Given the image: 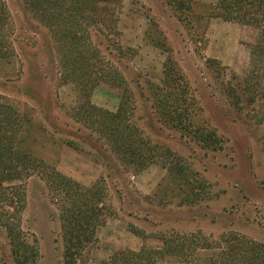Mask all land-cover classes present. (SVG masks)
Here are the masks:
<instances>
[{
    "label": "rangeland",
    "instance_id": "374dc122",
    "mask_svg": "<svg viewBox=\"0 0 264 264\" xmlns=\"http://www.w3.org/2000/svg\"><path fill=\"white\" fill-rule=\"evenodd\" d=\"M0 3L10 16L14 50L12 56L0 58V96L29 121L22 135L25 147L84 186L100 177L106 186L111 215L97 229V242L87 250L85 264H112L131 236L153 243L194 235L209 248L198 250L192 264H218L230 244L238 261H233L236 252H230L229 264H251L239 258L245 243L260 245L264 252V71L255 92L242 87L252 68L256 29L213 17L215 4L200 0H194L193 16L182 22L163 0H121L116 35L93 33L131 92L133 123L162 153L134 174L120 167L95 133L72 118L78 92L73 84L61 82L49 31L23 0ZM168 58L193 99L192 122L215 135L218 150L202 146L199 133L182 134L164 123L154 108L153 88L163 86ZM120 95L118 88L100 84L91 103L115 112ZM174 158L181 160L194 183L198 201L189 203L194 197L187 200L188 189L176 186L170 176L167 162ZM18 184L26 195L21 229L29 241H36L38 264H62L59 223L48 213L55 206L43 183L34 176ZM202 184V190L196 186ZM166 259L173 264V258ZM0 264H15L1 228Z\"/></svg>",
    "mask_w": 264,
    "mask_h": 264
},
{
    "label": "trees",
    "instance_id": "16d2710c",
    "mask_svg": "<svg viewBox=\"0 0 264 264\" xmlns=\"http://www.w3.org/2000/svg\"><path fill=\"white\" fill-rule=\"evenodd\" d=\"M26 10L50 33L58 59L61 82L71 83L78 92V103L72 118L95 133L100 141L127 172L139 174L158 156L132 121L131 92L118 68L105 59L93 33L116 35L121 0H23ZM194 0H163V4L182 22L193 16ZM224 22H235L257 30V41L250 47L252 68L242 80L243 91L255 92L264 71V0H217L211 12ZM12 23L3 3H0V58L14 54L10 41ZM157 47V46H156ZM169 52L167 47H162ZM116 50L119 46L116 45ZM163 86L153 88V106L164 123L182 134L192 132L202 146L218 150L212 132L204 131L192 122L195 116L193 99L187 96L183 76L175 71L171 59L164 63ZM176 83H181L178 86ZM100 84L118 88L120 101L115 112L91 103V95ZM29 121L12 104L0 96V228L4 231L15 264H38L36 241H29L21 229V213L26 203L23 184L36 176L44 185L49 202V215L58 221L62 241V264H85L87 250L97 242V229L110 216L107 190L102 177L84 186L60 173L43 159L33 155L24 145L23 134ZM168 158V156H165ZM168 171L176 186L186 188L189 203L199 200L194 183L186 176L178 158L169 159ZM202 190L204 185H196ZM193 187V188H192ZM185 190V189H184ZM196 236L163 239L161 250L142 248L138 252L116 253L112 264H156L166 257L175 264H192L193 256L207 245L198 243ZM234 248V249H233ZM263 247L245 243L239 258L251 264H264ZM230 244L218 264H229ZM230 255V254H229ZM237 263L238 252L234 254ZM226 259V261H225ZM214 262V261H213ZM215 263V262H214Z\"/></svg>",
    "mask_w": 264,
    "mask_h": 264
},
{
    "label": "crops",
    "instance_id": "0c3cea01",
    "mask_svg": "<svg viewBox=\"0 0 264 264\" xmlns=\"http://www.w3.org/2000/svg\"><path fill=\"white\" fill-rule=\"evenodd\" d=\"M202 3L204 4H210V5H214L215 1H209V0H200ZM213 24V20L209 22V27H211ZM123 247L126 248V250H130L133 252H138L140 251L142 248H153L152 250H161L163 247V240L162 239H155L153 241V243H151L149 240H140L137 237L131 236L130 238H128V241L126 243H123ZM162 263V264H169L170 260H160L158 262H156V264L158 263ZM173 264H175L174 261Z\"/></svg>",
    "mask_w": 264,
    "mask_h": 264
}]
</instances>
